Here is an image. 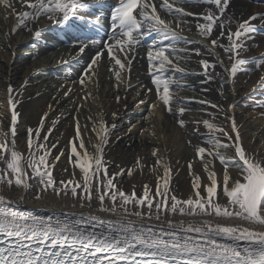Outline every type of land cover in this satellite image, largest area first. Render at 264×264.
Wrapping results in <instances>:
<instances>
[{"label":"snow or ice","instance_id":"snow-or-ice-1","mask_svg":"<svg viewBox=\"0 0 264 264\" xmlns=\"http://www.w3.org/2000/svg\"><path fill=\"white\" fill-rule=\"evenodd\" d=\"M193 2L118 0L110 16L111 42L104 45L112 65L109 71L114 73L118 86L122 73L133 58L130 53L143 40L152 37L147 49L148 62L155 69L152 83L170 114L174 102H183L172 93L174 78L167 73L171 69L188 75L179 66L180 52L186 51L180 45L194 43L184 35L185 31H190L186 18H197L196 28L205 38L210 37L217 26L223 29L232 23L226 16L230 0H195L216 9L204 12L185 8ZM16 3L30 10L16 12L13 0H0V5L11 10L18 19L14 32L26 27L28 21H36L42 16L57 24H67L78 10L87 7L81 0H16ZM258 19L264 21V14L241 20L235 31L230 27L227 33L221 30L219 38L210 41L213 48H224L230 59L235 57L230 69H226L233 79L242 70L241 65L246 63L239 57L242 51H246L245 41L256 31L252 21ZM36 35L39 36V32ZM220 38H226L229 45L220 44ZM89 43L96 46L102 41L82 42L79 53H84ZM192 51L200 55L198 49ZM104 55V50L96 51L82 70V86L96 76ZM200 63L205 75L212 79L209 69L214 70L215 66L207 60ZM262 66L264 57L257 61V68ZM261 86L264 87V76L261 77ZM182 87L191 85H175L176 89ZM13 91L9 86L11 120L8 130L0 121V164L3 165L0 167V264H264V158L256 159L246 152L240 143L234 117L231 120L235 139L222 127L208 120L202 121L208 129L205 143L211 147L199 146L195 151L207 183H202V177L193 171L194 159L188 165L193 192L187 198H181L171 187L170 165L161 161L157 157L158 150H154L153 156L157 159L151 170L157 176L156 184L154 187L143 184L138 196L134 185L130 192L123 189V178L131 176L132 169L109 172L110 162L104 158V146L108 142L109 127L115 128L116 125L108 126L102 117L98 120L88 117L92 121L90 128L77 120L75 136L65 146L69 148L67 158L73 167L71 179L57 181L53 175V169L65 156V151L59 147V141L49 140L56 121L46 129L47 113L37 128L27 129V154L19 151L18 113ZM199 102L210 104L204 100ZM151 107L155 109L157 105ZM211 107L217 108L218 105L211 104ZM185 111V107H179L175 114L183 116ZM178 123L185 126L183 119ZM41 132H44L43 136ZM82 133H95L96 139ZM215 133L227 136L230 143H224ZM229 148L233 149L232 157L221 151ZM54 149L55 155L52 154ZM217 161L222 166L219 174L215 169ZM157 165L162 167V173L157 170ZM135 167H143L139 159ZM230 168L236 170L235 175ZM76 169L80 172L79 179L76 178ZM34 184L38 185L35 190ZM14 188L26 193L34 190L35 199H41L49 190L57 197L70 194L75 201L72 207L80 208H91L95 197L97 206L95 212L87 214L37 216L20 210L24 197L14 200L6 195L5 189L10 192ZM218 188L219 195L226 197L224 204L219 202ZM221 220L239 222L221 223Z\"/></svg>","mask_w":264,"mask_h":264},{"label":"bare ground","instance_id":"bare-ground-1","mask_svg":"<svg viewBox=\"0 0 264 264\" xmlns=\"http://www.w3.org/2000/svg\"><path fill=\"white\" fill-rule=\"evenodd\" d=\"M16 12L29 11L26 6L13 0ZM190 11L204 12L209 9L216 11L215 7H207L200 2L185 5ZM164 15L163 12H161ZM255 14H264V6L255 4L250 0H230L226 16L231 18V25L221 29L214 28L210 37L201 36L196 28L197 18H186L189 22L190 31L184 35L194 43H182L179 66L185 69L188 75L172 71L167 73L174 78L171 88L174 96L183 103H173V113L166 111L165 105L159 100L155 85L152 83L153 76L149 74L155 71L150 67L147 59V50L133 52L130 64L122 73V80L117 86L113 72L109 69L112 65L105 54L101 58L99 70L95 77L86 85L80 84L82 70L87 65L90 53H79V49L70 47L52 49L48 44L38 45L39 36L36 35L41 28L47 27L54 21L42 16L36 21H28L26 27L22 26L13 31L18 19L16 15L0 5V100L8 107V112L0 110V121L4 129L8 130L11 120V110L8 103V88L11 86L15 98L17 116V148L27 154V134L21 127L22 123L32 129L37 128L41 118L47 113L44 121L45 128L51 127L56 121L54 130L49 140L59 141V147L65 151V156L53 169L57 181L71 179L73 171L68 157L69 141L75 136L77 120L81 125L92 126V120L100 117L108 126L115 124V128L108 130V142L104 146V158L110 162L109 172L120 169H132L131 176L123 178V188L131 191L135 186L136 192L141 194L143 184L154 187L157 176L151 170L159 157L161 161H167L172 169L171 187L176 189L181 198H187L193 192L191 188L192 176L188 165H193V171L202 177V183H207L206 173L202 169L199 159L196 158L195 148L203 146L210 148L205 143L208 129L202 123L208 120L216 124V117H224L223 124L227 126V133L235 139L232 129L231 117L235 118L241 143L248 154L256 159L264 158V97L255 92L257 82L264 76V66L257 68V61L264 57V34L252 33V38L245 41L246 51H242L239 58L246 61L241 65L233 79L226 69H230L235 57L230 59V54L222 47L211 46V39L219 38L223 30L228 32L229 27L235 31L238 22L248 19ZM171 18V17H168ZM199 22H203L200 20ZM254 26H264V21H252ZM219 43L227 47L229 41L220 38ZM198 49L200 55L192 50ZM84 57L85 64L81 63L71 68L66 65L73 61L76 55ZM201 60H207L214 65V70L209 69L212 79L205 75ZM66 65V66H65ZM26 84V86H25ZM191 85L176 89L175 85ZM223 88L221 91L216 88ZM71 89L69 92L68 90ZM151 89V91H148ZM67 93V94H66ZM90 94V95H89ZM119 97V100H117ZM204 100L209 103H200ZM144 101V103H141ZM157 107L153 109L151 106ZM211 104L218 105L217 108ZM244 105V106H241ZM235 105V107H231ZM179 107H185L183 116L177 113ZM115 113V117L113 116ZM179 119L185 121L181 127ZM200 122V123H198ZM197 128L199 131H197ZM44 132H41V136ZM91 135L96 139L95 133H82ZM224 143H230L227 136L215 133ZM191 142V143H189ZM87 143V140H86ZM157 151V157L153 151ZM89 151L91 148L89 147ZM228 157H232L233 149H221ZM53 155L56 150H53ZM140 160L142 168L135 167ZM157 170L162 173L163 169L157 165ZM67 168L68 171H62ZM215 169L219 174L222 166L215 163ZM76 171V178H80V172ZM229 171L235 175L236 170ZM37 187L33 185L35 190ZM34 190L24 192L14 188L12 191L5 189L6 195L12 199L24 197L21 211L33 213L37 216H70L72 213L95 212L96 200L93 198L91 208L72 207L75 202L71 195L57 197L51 190L42 194L41 199L34 198ZM100 215H105L100 213ZM179 219V217H177ZM221 223H238L239 221H220Z\"/></svg>","mask_w":264,"mask_h":264},{"label":"rangeland","instance_id":"rangeland-1","mask_svg":"<svg viewBox=\"0 0 264 264\" xmlns=\"http://www.w3.org/2000/svg\"><path fill=\"white\" fill-rule=\"evenodd\" d=\"M223 88H216V90H222ZM254 90H255V92H258L259 93V95H261V96H263L264 97V87H262L261 86V79H259L258 80V82H257V88H253ZM175 103V102H174ZM241 106H244V105H242L241 104ZM4 108V110L5 111H7L8 112V107L7 106H5V105H3V102H1V100H0V110L1 109H3ZM225 118L224 117H216L214 120H215V122H216V125H218L219 127H222L223 129H225L226 131H227V126L225 125V124H223L222 123V121L224 120ZM21 127L23 128V130H24V132L27 134V129H28V127L26 126V123H22L21 124ZM217 134H220V133H217ZM240 143H241V141H240ZM219 163V162H218ZM220 164V163H219ZM221 166V165H220ZM0 167H3V165L2 164H0ZM53 175H54V173H53ZM36 187H38V185L37 184H34ZM124 189V188H123ZM124 191L125 192H130L129 190H126V189H124ZM219 192H220V189L218 188V199H219V202L221 203V204H224V203H226V197H223V196H220L219 195ZM137 195L139 196L140 195V193H138L137 192Z\"/></svg>","mask_w":264,"mask_h":264}]
</instances>
